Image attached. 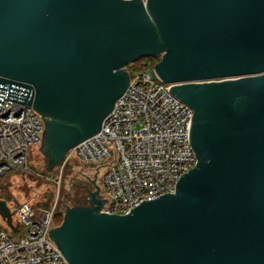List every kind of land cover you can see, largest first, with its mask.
Wrapping results in <instances>:
<instances>
[{
  "label": "water",
  "instance_id": "water-1",
  "mask_svg": "<svg viewBox=\"0 0 264 264\" xmlns=\"http://www.w3.org/2000/svg\"><path fill=\"white\" fill-rule=\"evenodd\" d=\"M149 57L194 112L196 166L125 215L102 212L96 174L50 238L69 264H264V0H0V110L7 99L43 116L48 173ZM13 215L0 198L15 233Z\"/></svg>",
  "mask_w": 264,
  "mask_h": 264
},
{
  "label": "built area",
  "instance_id": "built-area-1",
  "mask_svg": "<svg viewBox=\"0 0 264 264\" xmlns=\"http://www.w3.org/2000/svg\"><path fill=\"white\" fill-rule=\"evenodd\" d=\"M171 86L154 68L131 77L101 130L67 153L58 176H42L57 189L48 208L27 202L9 206L17 232L5 221L0 224V264H69L49 231L57 227L62 171L71 159L96 170L104 200L102 212L108 214L125 215L144 201L175 192L179 179L198 160L190 143L194 112L170 93ZM44 131L43 116L32 106L3 101L0 179L11 173L33 172L32 150L41 147ZM18 233L22 237L17 238Z\"/></svg>",
  "mask_w": 264,
  "mask_h": 264
},
{
  "label": "rangeland",
  "instance_id": "rangeland-1",
  "mask_svg": "<svg viewBox=\"0 0 264 264\" xmlns=\"http://www.w3.org/2000/svg\"><path fill=\"white\" fill-rule=\"evenodd\" d=\"M30 163L33 167V172L11 173L0 179V198L8 201V205L11 208L23 202H27L34 207H39L45 201L48 193L56 192L57 190L54 185L42 177L48 172L45 168V157L39 147L33 148ZM60 167L61 165L56 167L52 173L58 176L61 171ZM93 175H96L95 169L86 168L78 159H71L62 171L61 200L69 198L75 191L79 190L77 187L81 182H83L82 184H86L84 182L85 179L88 177L94 178ZM98 179L100 181L101 176ZM82 193H84L83 190H81ZM14 222H18L17 216L14 217ZM0 224H5L1 216ZM20 237L22 235L18 233L17 238Z\"/></svg>",
  "mask_w": 264,
  "mask_h": 264
},
{
  "label": "trees",
  "instance_id": "trees-1",
  "mask_svg": "<svg viewBox=\"0 0 264 264\" xmlns=\"http://www.w3.org/2000/svg\"><path fill=\"white\" fill-rule=\"evenodd\" d=\"M159 60L160 58H152V57L143 58L129 65L128 72L130 76L132 77L138 71L147 70L149 68H154L155 64L159 62ZM76 205H86V204L82 201V199L78 200L74 198L72 195L69 198H67V202L65 203V205L62 206V202H61V212L56 217L57 226H59L62 223L65 210L68 207L76 206Z\"/></svg>",
  "mask_w": 264,
  "mask_h": 264
},
{
  "label": "flooded vegetation",
  "instance_id": "flooded-vegetation-1",
  "mask_svg": "<svg viewBox=\"0 0 264 264\" xmlns=\"http://www.w3.org/2000/svg\"><path fill=\"white\" fill-rule=\"evenodd\" d=\"M94 176V175H93ZM95 178V177H94ZM94 178L92 177H88L85 179V183L86 184H82L83 182L80 183V185H78L77 191H75L72 196L76 199H82V201L87 205L89 204L87 202V198L89 197V193L93 190V188H95V185L93 183V180ZM81 190L84 191V193L81 194ZM53 198V192H50L47 194L46 198H45V201L43 203H49L51 201V199ZM62 198L60 197L59 199V207H60V210H61V202H62V206L65 205V203L67 202V199L66 200H61Z\"/></svg>",
  "mask_w": 264,
  "mask_h": 264
}]
</instances>
